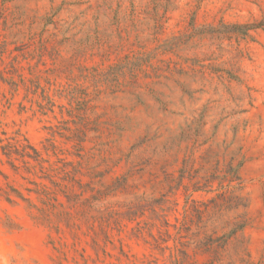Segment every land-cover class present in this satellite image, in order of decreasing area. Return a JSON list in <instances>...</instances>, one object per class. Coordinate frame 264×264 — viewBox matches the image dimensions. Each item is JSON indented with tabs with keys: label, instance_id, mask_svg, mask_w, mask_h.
<instances>
[{
	"label": "rangeland",
	"instance_id": "rangeland-1",
	"mask_svg": "<svg viewBox=\"0 0 264 264\" xmlns=\"http://www.w3.org/2000/svg\"><path fill=\"white\" fill-rule=\"evenodd\" d=\"M10 137L0 264H264V0H0Z\"/></svg>",
	"mask_w": 264,
	"mask_h": 264
},
{
	"label": "trees",
	"instance_id": "trees-1",
	"mask_svg": "<svg viewBox=\"0 0 264 264\" xmlns=\"http://www.w3.org/2000/svg\"><path fill=\"white\" fill-rule=\"evenodd\" d=\"M39 107L42 109L43 107L39 105ZM4 134V132L2 131ZM14 140V141H11ZM4 139L0 138V151L3 155L6 156L7 161L12 164L11 157L13 154H18L21 157H24L25 155H28L26 152V148H32L34 152L36 153V156H38V152L36 149H34L31 145L29 144H22L18 139H15L13 137L6 138V142L2 143Z\"/></svg>",
	"mask_w": 264,
	"mask_h": 264
}]
</instances>
